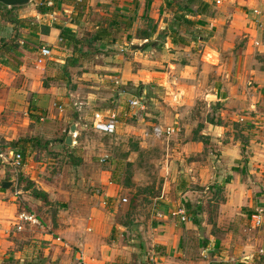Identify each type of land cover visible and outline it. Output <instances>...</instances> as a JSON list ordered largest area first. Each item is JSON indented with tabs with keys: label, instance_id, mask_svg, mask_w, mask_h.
<instances>
[{
	"label": "crops",
	"instance_id": "0c3cea01",
	"mask_svg": "<svg viewBox=\"0 0 264 264\" xmlns=\"http://www.w3.org/2000/svg\"><path fill=\"white\" fill-rule=\"evenodd\" d=\"M21 6L10 9L0 3V118L3 114L26 111L37 105L42 110L43 101L51 91L43 87L41 77L48 71L46 67L50 62L40 65L36 55L43 45L56 47L61 27L69 26L71 31L83 28L90 37L96 35L99 27H104L109 33L104 39L109 41L113 40L115 32L131 34L137 41L157 40L156 36L162 35L164 42L157 45L177 48L173 59L164 64L166 61H159L156 56L150 55L149 60H142L143 65H138L136 72H123L122 80L136 82L144 75L146 81H153L163 87L167 94L164 103L173 123H182L187 115L195 113L194 102L198 97L207 100L208 105L228 99L219 80L220 55L233 51L238 36L244 34L257 38L264 30V0H220L219 3L216 0H62L52 12L44 14L39 13L37 7L29 13L22 11ZM255 8L260 9L261 17L253 14ZM28 14L37 20H45V31L40 29V25L29 21ZM62 14L66 15L69 23L58 17ZM37 42H40L38 47ZM147 47L151 49V45ZM249 47L248 42L246 51ZM65 59L53 56L50 60L54 61L52 64L58 65L64 63ZM160 67L163 69L159 70ZM209 67L216 70L217 78L206 89L204 83L209 81V73H205V70ZM85 74L88 73L82 75ZM127 94L123 91L121 96ZM72 95L69 93L59 98L69 103ZM128 96L127 100L133 97ZM34 102L35 105H32ZM117 108L114 133L119 128L130 126L120 119L124 107L119 105ZM129 108L143 115L144 109L141 111L131 104ZM256 123L258 129L244 133L242 140L235 135L219 139L217 136L225 128L223 124L205 121V125H200V130L190 127V137L186 136L182 140L184 146L204 144L202 139H207L204 136H213L211 140L221 145L222 155L217 160L218 165H205L199 181L195 174L190 175L184 169H179V182L175 183L173 189L169 186L165 191L164 188L161 196L156 197L158 201L154 214L147 225L146 222H133L129 218L115 219L114 211L121 204L119 200H114L118 185L111 181L104 196L114 206L92 204L88 206L87 218H60L51 221L52 226L38 217L43 224L40 226L43 231L40 238L44 246L40 249V256L45 258L42 264H264L263 118ZM166 125L177 129L171 136L183 130L173 124ZM74 126L78 132V125ZM181 126H185L184 132L188 134V125L182 123ZM142 129L137 130L143 140L148 139L151 135L145 136L144 133L148 131L150 134L152 128ZM44 130L47 129L43 126L42 134ZM191 130L196 133V138L192 136ZM140 133L133 132L135 136H140ZM72 140L76 141L71 137ZM143 140H139L138 150L146 146ZM54 143L55 146L71 147L62 138ZM43 147L47 148L46 144ZM244 147L247 148L245 156L241 153ZM166 161L170 176L173 177L176 173L174 162L169 159ZM224 164L228 165L226 175H223ZM161 176L166 178L163 173ZM209 178L213 179L211 185H222L225 190L224 199L216 207L217 211L211 210V214L203 200L196 198L200 188H192L188 184V180L192 179L193 183L199 182L200 186H204L210 182ZM3 181L10 180H0V264H25L34 258L33 255H26L25 235L21 233L24 229L17 230L14 225L19 210L16 203L10 201L13 198L8 193L13 185L5 188L2 186ZM173 181H168V184ZM205 189H209L208 186ZM43 191L47 194L46 190ZM172 199L177 201L176 207ZM185 202L192 207L200 204L201 211L190 214L184 206ZM178 207L185 209V221L173 214ZM210 207L214 208V205ZM258 211H261L263 221L260 226L252 227L250 215ZM208 215L211 216L210 220L206 219ZM56 226L58 228L52 231ZM241 228H244L243 236L240 235ZM57 237L61 239L57 240ZM242 255L241 259L236 260L237 256Z\"/></svg>",
	"mask_w": 264,
	"mask_h": 264
},
{
	"label": "rangeland",
	"instance_id": "374dc122",
	"mask_svg": "<svg viewBox=\"0 0 264 264\" xmlns=\"http://www.w3.org/2000/svg\"><path fill=\"white\" fill-rule=\"evenodd\" d=\"M38 3V0H30L20 9L29 13L36 10ZM29 15L27 16L29 21L40 25V29L45 31V20H37ZM58 17L69 23L65 14ZM72 32L79 39L89 36L83 28H77ZM248 37L244 34L238 36L233 51H229L230 54L227 51L220 55L219 80L222 81L221 88L228 99L208 105L207 100L198 97L194 102L195 113L187 115L182 121L183 124L188 125V134H185V126H181L182 123L171 121L170 111L164 103L167 94L163 87L154 84L153 81H146L144 75L136 82L122 80L123 72L125 74L136 72L138 65H143L142 60H149L150 55L156 56L159 61H166L164 64L173 59L177 48L164 44L162 48L157 45L164 42L162 35L158 34L157 40L137 41L131 34L115 32L113 40L110 41L104 38L91 40L89 44L81 41L78 48L80 47L86 54L79 52L74 54L69 43L63 41L59 35L56 39V47H51L54 51L52 57L66 59L64 63H58L60 66L52 64L53 60H48L50 62L46 67L48 71L43 74L41 80L43 87L51 92H48L49 96L47 95L43 101L42 110L38 105L34 106L37 107L36 109L28 106L29 109L26 111L3 114L0 118V149L5 152L20 151L24 156L23 166L19 169L16 178V186L13 185L14 187L12 186L8 191L9 197L13 198L10 201L16 203L18 210L33 212L45 224L52 226L51 221L55 222L60 218L82 219L88 216V206L92 204L102 207H107L106 204L109 207L114 206V203H109L104 196L108 182L111 181L118 185L113 197L121 204L114 211L115 219L129 218L133 222L136 220L146 222L147 225L154 214V207L158 201L156 197L161 196L164 188L165 191L169 186L173 189L175 183L179 182L177 174L179 169H184L190 175L195 174L199 181L205 165H218L217 160L222 155L221 145L211 140L213 136H204L207 138L202 139L204 144L184 146L182 140L186 136L190 137L188 136L190 127L200 130V125H205V121L212 119L214 124L221 122L225 126L220 136H217L219 139L235 135L242 140L244 133H249L250 129L251 131L258 129L256 122L261 118L264 120V50L262 49L264 30L260 37ZM254 40H259L260 44L256 45ZM248 42L250 47L246 51L245 46ZM148 43H151V49H147ZM39 45L40 42H37V47ZM64 64L68 66L66 73L62 69ZM59 69L65 73L64 79L55 78ZM215 71L211 67L205 70V73H209V81L204 83V88L207 89L208 84L214 83L213 80L217 78ZM83 73L88 74L83 76ZM91 73L97 75H89ZM123 91L128 92L127 96H121ZM69 93H73L69 103L59 98L66 97ZM128 95L143 103L145 108L142 116L141 112H137L138 110L129 108ZM32 105H35V102ZM119 105L124 107L120 119L122 118V122L130 124L132 128L122 127L111 135L94 131L91 126L94 113L96 111L105 114L108 113L107 111L117 113L116 109ZM70 124L78 125L75 137L71 132ZM159 124H173L183 130L169 139L153 135L151 137L149 134L150 137L145 140L137 130L150 129ZM43 126L47 130L42 134ZM191 131L193 133V130ZM133 132L140 133V136H135ZM69 135L76 139V141L72 140L71 147L55 146L56 140ZM253 135L256 133L253 132ZM192 136L197 137L196 133ZM24 137H37L39 144L32 149L30 146L22 149L20 145L13 144V141ZM139 140H143V144L146 145L140 150H138ZM50 142L53 144L50 145ZM45 144L47 148L44 149ZM246 150L245 147L242 149L243 156L247 154H245ZM167 159L174 162L176 173L173 177L168 171ZM223 167L224 173L228 165L224 164ZM162 173L166 178L161 176ZM223 175H226V172ZM4 178H11V172L0 159V180ZM172 179L174 181L170 183L171 185L168 184ZM208 180L210 182L204 186H200L199 182L193 183L192 179H190L191 183L188 180V184L189 187L200 188L196 198L203 200L204 206L211 214V210L217 211L216 207L224 199L225 190L218 192L216 188L206 190L205 186L209 187L213 179ZM29 184H32L33 188L46 190L47 201L36 198L32 189H26ZM172 193L177 195L175 192ZM123 198H126V201H122ZM172 201H175L174 207H176L177 201L175 199ZM131 203L134 209H126ZM211 205H214V208L210 207ZM210 218L211 216L208 215L206 219L210 220ZM57 228V226L52 228V231ZM23 229L24 232L21 233L25 235L23 239L26 241V255H33L34 259L38 258L42 252L40 249L44 247L40 238L43 231L40 227L26 224L23 225ZM243 233L244 228H241L240 235L243 236ZM241 257L243 255L237 256L236 260Z\"/></svg>",
	"mask_w": 264,
	"mask_h": 264
},
{
	"label": "built area",
	"instance_id": "2783aa9c",
	"mask_svg": "<svg viewBox=\"0 0 264 264\" xmlns=\"http://www.w3.org/2000/svg\"><path fill=\"white\" fill-rule=\"evenodd\" d=\"M140 1H144V0H140ZM216 2L219 3L220 0H216ZM46 4L53 5V0H46ZM252 11L255 16L257 17L262 16V12L258 8H255ZM254 43L256 45H259L260 41L254 40ZM52 55H53V50L51 46L43 45L37 51L36 61L38 64L44 65L46 64L48 60L51 59ZM130 104L132 106L138 107L140 110H143L145 108L143 103H141L138 99H131ZM107 112H108L107 114H105L104 112H100V111H96L94 113V117H93L92 124H91L93 130L104 133V134H111L115 132L116 126H117V115L115 112H112V113H110L109 111ZM176 131H177L176 127L172 125L159 124V125H154L152 127L150 135H153L158 138H161V137L168 138L172 134L176 133ZM72 133H73V137H75L77 134V131H73ZM144 135L145 136L149 135L148 131H146ZM0 159L7 167L10 168L11 178H9V180L12 182V185L16 186V183H17L16 178L19 174V169L22 168L23 163H24L23 154L20 151L5 152L3 151V149H0ZM122 201H126V198H123ZM173 214L179 215L182 221H185L187 218L186 211L183 207H178L173 212ZM250 218H251L250 223L252 227L260 226L263 221L261 211L251 214ZM24 224H28L31 226H37V227H40L43 225L35 213L22 209L17 212L14 225L16 226L17 230H22ZM0 229H1V225H0ZM60 239H61L60 237H57V240H60Z\"/></svg>",
	"mask_w": 264,
	"mask_h": 264
},
{
	"label": "trees",
	"instance_id": "16d2710c",
	"mask_svg": "<svg viewBox=\"0 0 264 264\" xmlns=\"http://www.w3.org/2000/svg\"><path fill=\"white\" fill-rule=\"evenodd\" d=\"M38 1H39V3L37 5V10L39 13L44 14V13L52 12L54 10L55 6L57 5V3L61 2L62 0H53V5H47L46 0H38ZM16 7H18V6H11L10 9H14ZM107 34H109V33L107 32L106 28L99 27L96 35L95 36L92 35L94 37L88 36V37H83L82 39H79V37L75 33H73L70 29L65 28V27L60 28V37L62 38L63 41H66L69 43V46L74 51V54L76 52L77 53L79 52V54H86L85 52L81 51L80 47L78 48L79 43L81 44V41H83L85 43L87 42L89 44L91 40H94V41L102 40V38H104ZM177 36L179 38L181 37L180 35H177ZM175 41H177V39ZM147 45H151V43H148ZM68 60H71V59L68 58ZM57 66H60V65H57ZM63 66H62V69L66 73L68 66H66L65 64ZM65 73H63V71L61 69H59V72L55 75V78L56 79H64V77H66ZM208 122L214 124V121L212 119H209ZM215 124H221V122L220 123L215 122ZM65 139H66V136H64L62 138V140H65ZM13 144L14 145H20L22 149H25V147L27 148L29 146L32 149L35 145L39 144V141H38L37 137H24V138H20L18 140L13 141ZM147 188H152V187H147ZM208 188L209 189L210 188H216L217 192L223 190V186L218 185V184H212ZM26 189H29V190L32 189V193L36 198L47 201V194L43 190L38 189V188H33L32 184L27 185ZM138 195H139V193H138ZM132 202H133V200H132ZM132 205H133V203L129 204L128 209L134 208ZM184 206L186 207L188 212H190V214H194V215L199 213L201 211V208H202V206L200 204L192 207V205L188 202H185ZM189 210H191V211H189ZM44 261H45V258L39 256L38 258L36 257L34 260L32 259V260L26 261L25 264H42Z\"/></svg>",
	"mask_w": 264,
	"mask_h": 264
},
{
	"label": "water",
	"instance_id": "95a60500",
	"mask_svg": "<svg viewBox=\"0 0 264 264\" xmlns=\"http://www.w3.org/2000/svg\"><path fill=\"white\" fill-rule=\"evenodd\" d=\"M30 0H0V3H2L5 6L11 7V6H20L28 3ZM147 49H150V47H147ZM75 131V126H71V132ZM66 143L71 144V136L66 137ZM12 185L11 181H3L2 186L5 188H8Z\"/></svg>",
	"mask_w": 264,
	"mask_h": 264
}]
</instances>
